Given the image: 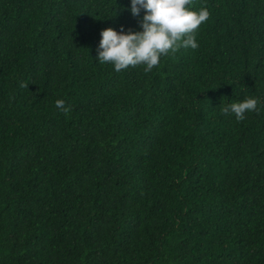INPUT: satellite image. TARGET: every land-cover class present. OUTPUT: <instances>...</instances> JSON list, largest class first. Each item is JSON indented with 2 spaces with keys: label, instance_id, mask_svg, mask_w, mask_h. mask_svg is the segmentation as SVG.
Instances as JSON below:
<instances>
[{
  "label": "trees",
  "instance_id": "trees-1",
  "mask_svg": "<svg viewBox=\"0 0 264 264\" xmlns=\"http://www.w3.org/2000/svg\"><path fill=\"white\" fill-rule=\"evenodd\" d=\"M190 3L145 73L97 60L131 0H0V264H264V108L220 111L264 104V0Z\"/></svg>",
  "mask_w": 264,
  "mask_h": 264
},
{
  "label": "clouds",
  "instance_id": "clouds-1",
  "mask_svg": "<svg viewBox=\"0 0 264 264\" xmlns=\"http://www.w3.org/2000/svg\"><path fill=\"white\" fill-rule=\"evenodd\" d=\"M187 5V7H185ZM141 9L145 14L140 21L143 31L117 32L113 28L101 31V41L97 60L100 64L112 62L116 72L133 67H142L149 73L159 67L166 55H173L181 48H199L197 29L210 17L206 4L193 10L190 0H131V14L139 16ZM198 11V14H197ZM171 49V52L169 51ZM26 87L27 84H21ZM55 107L67 115L71 105L57 99ZM264 108L259 97L245 96L239 102H229L220 107L221 114L234 115L237 122L244 121L248 112L259 113Z\"/></svg>",
  "mask_w": 264,
  "mask_h": 264
}]
</instances>
